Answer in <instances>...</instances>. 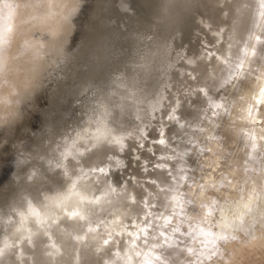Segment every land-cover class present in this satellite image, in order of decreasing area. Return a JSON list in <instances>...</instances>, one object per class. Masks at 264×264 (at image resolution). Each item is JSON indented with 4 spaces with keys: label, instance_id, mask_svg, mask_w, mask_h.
Segmentation results:
<instances>
[{
    "label": "bare ground",
    "instance_id": "1",
    "mask_svg": "<svg viewBox=\"0 0 264 264\" xmlns=\"http://www.w3.org/2000/svg\"><path fill=\"white\" fill-rule=\"evenodd\" d=\"M255 1L201 0V17L194 19L193 24V20L188 23L182 37L183 45L180 50L186 54L185 60L180 61L178 67L171 69L167 75L158 76L149 82L148 99L154 101L163 88L167 98L163 106L150 113L146 100L139 105V111L134 106L125 107L123 112L117 111L109 120L108 127L99 129L100 147L81 157L79 163L72 159L67 161L68 176L56 167L62 161L59 155L61 149L56 145L64 137L69 140L73 138L77 129L83 126L86 112L75 105L62 84L58 90L53 88L56 83L53 77L57 76V72L52 67L45 71L42 62L46 56L49 61L55 58L53 45L59 35L60 23L77 14L80 0H13L10 12L0 9V125L7 126L5 131L31 105L38 90L32 87L36 78L40 76L44 81L51 79L47 91V108L42 111V122L33 131L24 153L15 158L14 169L19 167L15 171V188L0 203V248H3L5 237L13 244L19 239L20 234L13 235L18 225L32 229V242L30 245L26 239L19 247H13L0 256V264H149L145 260L153 247L162 251L163 245L159 243L158 246L151 240V234L155 233L154 230L160 224L161 210H156L158 204L170 201L168 193L170 191L173 194V188L177 187L173 184L170 186L172 190L163 189L170 173H174L171 171L176 158L180 159L182 156L183 146L178 151L176 139L186 122L192 121L190 118L198 108L212 103L213 97L217 99V86L238 71L234 70V59L240 62L245 58L249 40L243 45L240 40L252 28L251 7L255 5ZM87 4L79 12L86 13V16L80 24L81 30L73 46L81 38L95 9V0H89ZM112 16L118 23L124 21V17L115 10ZM76 19L74 23L77 25ZM251 33L249 39L253 42L254 34ZM187 60L195 61V68L185 63ZM258 63L259 60L255 59L253 68L250 64L247 70L250 75L243 78L241 89L236 92L239 97L231 107L232 117L229 116L225 123L219 121V138L214 135L211 138L213 141H204L210 146L209 152L207 150L202 153L204 155L207 152L209 155L206 163H218L214 166L213 173L205 176L208 185L206 188L212 187L213 181L220 179L222 182L226 181L225 184L232 185L235 174L244 173L241 165L249 145L244 143L247 139L243 130L249 129V122L237 117L241 114L239 109H255L259 102L264 101V86L257 80L261 72L257 69ZM246 64L243 61L240 66L246 67ZM189 72L195 79L189 76ZM165 84L168 86L165 87ZM211 107L209 108L212 109ZM253 115L257 119L260 117L256 113H250V119ZM234 122L236 130L232 129ZM224 124L230 127L224 130ZM259 127L254 126L257 130L252 138L254 145L256 138L260 141L259 137L263 136ZM208 134L206 130L200 133L202 138L208 137ZM121 137L125 138L127 149L119 153V145H109L105 138L119 141ZM240 138L243 139L240 143L244 146L239 147L241 151L236 149L239 151L237 153L233 150V142ZM46 140L49 141L47 146L44 143ZM151 153L154 158L152 163L148 162ZM168 154L172 157L166 158ZM204 156L202 158L205 159ZM101 167L105 168L107 175L97 171L84 175L77 184L72 183V177L81 176L79 169ZM110 167L118 169L110 170ZM202 168V165L199 166V169ZM30 172H34L35 176L28 182ZM204 189L201 194H206ZM258 194L252 196L243 192L230 205L220 206L218 232L221 236H227L237 229L252 233L255 222L262 219L264 212V194L261 195L260 191ZM18 212H26L24 224H21ZM204 212L206 211L202 209L201 213ZM50 213H55L58 223L47 229L49 235H45L43 231L37 233L35 224L30 221L33 218L44 219ZM86 213H90L86 220L68 219V216L79 217ZM213 215L209 214V217L215 219ZM85 233L87 235L81 243L72 239V235L84 236ZM139 237L143 238V243L138 241ZM160 239L158 238L161 242ZM200 239L199 237L194 242L203 246V238ZM20 252L24 256L18 259ZM45 253L51 255L46 256ZM154 254L157 262L160 253L157 251ZM28 256L32 259H27Z\"/></svg>",
    "mask_w": 264,
    "mask_h": 264
},
{
    "label": "clouds",
    "instance_id": "2",
    "mask_svg": "<svg viewBox=\"0 0 264 264\" xmlns=\"http://www.w3.org/2000/svg\"><path fill=\"white\" fill-rule=\"evenodd\" d=\"M85 3L86 0H80L77 14L61 21L59 35L53 45L55 58L49 61L46 56L42 62L45 71L48 67H52L53 71L57 72V76L53 77L56 80L53 88L58 90L62 84L75 105H79L86 112L83 126L77 129L73 138L69 140L64 137L56 145L61 149L59 155L62 158L61 163L56 167L63 170L66 176L69 175L67 161L72 159L79 163L81 157L87 156L98 147L99 129L108 127L109 120L117 111L123 112L127 106H134L139 111V105L144 104L146 100L150 113L158 111L163 106V102L167 99L163 88L159 90L154 101L148 99L149 82L158 76L167 75L171 69L178 67L180 61L185 60L186 54L180 50L183 45L182 37L185 35L188 23L201 17V0H95V9L89 23L79 41L73 46L72 38L77 30L74 21ZM260 3L261 7H264V0H260ZM12 6L13 0H0V9L4 12H10ZM113 10L123 16L124 21L118 23L112 16ZM256 28L258 32L264 31V13L259 14ZM255 39L259 41L262 38L257 35ZM185 63L193 68L196 66V62L192 60H187ZM189 76L195 79L191 72ZM257 80L264 86V71L260 72ZM42 86L44 80L38 76L32 87L35 90ZM167 86L165 84V87ZM218 87L223 88L224 84L221 83ZM212 107L221 109L223 113L229 112L233 105L228 104L221 97V101L216 102ZM239 112L241 113L237 117L239 120L255 124L261 122L255 115L250 119V113L258 114V107L241 108ZM222 113L214 111L213 115ZM243 131L246 139L249 140L257 132L254 128ZM259 132L264 133V128H260ZM105 139L109 145L118 144L121 152L127 148L124 137L119 141ZM259 139L264 140V136H260ZM44 143L47 146L49 141L46 140ZM78 171L81 172V176L72 177L73 184L79 183V180L89 173L99 171L108 174L103 167L90 170L81 168ZM34 176L35 173L30 172L27 176L28 182H31ZM202 207L206 211L209 208L215 209V201ZM17 214L21 217V224H24L27 219L26 212ZM88 215L90 213L79 217L68 216V219L69 221L86 220ZM30 222L35 224L37 233L43 231L45 235H49L47 229L56 225L58 218L55 213H50L44 219L33 218ZM60 231L64 230L60 229ZM17 234L20 236L15 244L8 237L4 238L0 256L13 247H19L26 239L31 245V235L34 234L32 229L18 225L13 231L14 236ZM86 235L87 233L84 236L72 235V239L81 243ZM249 239L251 241L252 238ZM225 243H228V239ZM261 246L264 244H261L257 237L256 247ZM212 255L216 253L213 252ZM23 256L24 253L20 252L17 258ZM27 259L31 260L32 257L28 256Z\"/></svg>",
    "mask_w": 264,
    "mask_h": 264
},
{
    "label": "rangeland",
    "instance_id": "3",
    "mask_svg": "<svg viewBox=\"0 0 264 264\" xmlns=\"http://www.w3.org/2000/svg\"><path fill=\"white\" fill-rule=\"evenodd\" d=\"M88 1L89 0H86L85 3V5L87 6ZM254 4L255 5H252L251 7L253 14V16L251 17L252 28L249 30L248 34H243L240 40L241 45L245 44L249 40L247 44L250 46V48L249 46L246 48L247 53L245 52V58H243V60H240V62L242 61L241 63L239 62V60H236V58L234 59V62L236 63V68L234 67V70L236 69L238 71H236V73L232 75H229L225 81L221 82L224 84L223 88H219L217 86L218 89H216L217 92H215L217 94V99L213 97L214 99L212 98V103H207L206 105H204V108H198L196 110V113H194L190 118L192 121L188 120L183 126V129L179 131V136L176 139V148L179 151L183 146L182 156L180 159L176 158L175 163L172 165L171 171H174V173H170L169 176V178L173 177L174 179L175 176L177 178H175V180L168 178L167 183L163 189L166 190L167 188L168 190H172L170 186L173 184L174 186L177 185V187L173 188V194L170 191L168 193V195L172 197H169V204L167 200H165L160 203L161 205L158 204V208H156L158 212L161 210L159 212V214H161V216L159 217L161 218L159 220V228H156L154 230L156 235L153 232V235L151 234V240L153 239L158 246L160 243L161 245H163V248L162 251H159V248L153 247V249L151 250L152 252H149V257L145 260L147 262H150L149 264H152L153 261V264H181V262L182 264H264V246L256 247L257 237L259 238V242L261 244H264V212L262 219L255 222L254 229L252 233L250 232V234L243 229H237L227 236H221V234L218 232L220 228H218V219L220 218L221 205H230L231 201L237 200L235 198L241 197V194L243 192H248L252 196L259 195V191L261 195L264 194V140L259 141L258 138H256L257 142H255L256 144L254 145V139H244V143L246 144V146L249 145V147L252 148H247L248 152L246 153V157L241 165V168L243 167L244 169V173L242 175L240 173L235 174V177L237 179L235 178L234 182H232V185L231 183H227V185L224 183L226 181L222 182V179H220L214 180L212 187L206 188L208 185L206 183L205 176L207 174L211 175L218 163L213 162L207 164L205 161L209 158L207 152L204 153L206 158H202L204 156L202 155L203 151L208 150L209 152L210 150V146H208L209 144L205 142L213 141V139L211 138L214 137V135H218L216 138H219L220 136L221 128L218 125L219 121L222 120V123H225V120L227 121V119H229V116L232 117L230 115V111L222 113L221 109H214L211 106L216 102L221 101V97H223V100H226L228 104H234L235 100L239 97L236 92L237 90L241 89L242 80L246 75L249 74H247V70H249L250 64L251 66L254 65L255 59L259 60L257 69L261 70V72L264 71V31L258 32L256 28L259 14L264 13V7H261L260 0H256ZM85 16L86 13L82 12L76 19L77 30L72 38V43H74L78 38L79 26H81L80 24L84 20ZM251 32L254 34L253 42L252 39H249V33ZM257 35H259L262 39L259 41L256 40L255 37ZM243 61L244 65L245 63H247L246 67L240 66V64H243ZM50 81L51 79L45 80L44 86H42L38 90L41 97H39V100H37V102L35 103V107L37 110H35L33 114L26 110V114L23 113L20 120L15 125H13L12 131L14 133V142H9L7 139L1 136L2 128L4 127V125H0V168H4V165L9 161L12 154H15L12 148L15 149V147L21 148L22 146H24V142L26 141V139L31 136V134H33V131L36 129V115H38V112L45 105L43 102V94L44 91L48 89ZM212 100L210 98V101ZM209 107H211L212 109H210ZM257 107L259 111L256 115L260 116L258 118L260 119L261 123H249V129H253L255 125H257L258 127L262 125L259 128H264V103L259 102ZM210 110H212V112ZM202 111L204 113H202ZM214 111L216 113L222 114L213 115ZM200 115L201 118L199 117ZM229 127L230 126H226L224 124V130H227ZM232 129H237V127H235V122ZM203 130L208 131V137H201L200 133ZM234 137L236 138V136ZM240 139V141L238 140L233 142V144L235 143L233 149L234 152L239 153L238 150L242 148L241 146H244L243 143L242 145L240 143L241 141H243V139ZM14 144L15 147L13 146ZM256 145L259 146L255 147ZM17 151L21 153L22 149H19ZM168 155H166V158L172 157L171 154L169 156ZM153 160L154 158L151 153L148 162L152 163ZM200 163L203 167L202 169H199V166H201ZM195 165H197V167H195ZM3 168L0 169V191L7 190L6 186L9 183L6 176H4L3 174ZM211 168H213V170H211ZM246 175L248 177H245ZM235 181H237L238 183ZM168 184L170 185L168 186ZM235 187L236 189H234ZM202 189H204V193L206 194H201ZM175 190L177 191V193ZM253 190L255 191L253 192L255 194L252 193ZM239 191L241 192V194ZM2 195L3 193L0 196ZM213 201H215V209L210 210L209 208L206 211L205 208L202 207V205L210 204ZM163 209L165 212L163 211ZM202 209L206 211L204 212V214L201 213ZM209 214H214L213 216L215 217V219L213 217H209ZM199 237L201 239L203 238V246L196 245L194 242ZM250 237L252 238L251 241L249 239ZM158 238H161V242L158 240ZM142 239L143 238L140 239L139 237L138 241L140 243H143L144 240ZM226 239H228V243H225ZM205 242L209 243L210 245H207ZM123 248H125V246ZM157 251L160 253V258L156 262L157 256L156 254H154V252ZM213 252H215L216 255H212ZM150 259L152 262L149 261Z\"/></svg>",
    "mask_w": 264,
    "mask_h": 264
},
{
    "label": "water",
    "instance_id": "4",
    "mask_svg": "<svg viewBox=\"0 0 264 264\" xmlns=\"http://www.w3.org/2000/svg\"><path fill=\"white\" fill-rule=\"evenodd\" d=\"M195 21H194V19H193V22H192V24L194 23ZM80 30H81V26H79V30H78V32H80ZM79 35V34H78ZM178 38V37H177ZM73 44V43H72ZM51 82V81H50ZM39 90V89H38ZM38 90L35 92V94H34V96H33V100H32V102H31V105H29V106H27L26 108H25V110L23 111V113L24 114H26L25 112H26V110L27 111H29L31 114H33L34 113V111L35 110H37L36 109V107H35V103L37 102V100H39V97H41V95H40V93L38 92ZM47 91H48V89L46 90V91H44V98H43V102H44V107H42V109L38 112V115H36V123H35V125H36V129L38 128V126L41 124V122H42V116H43V113H42V111H43V109H45V108H47V101H48V96H47ZM22 113V114H23ZM20 118H21V116H20ZM20 118L19 119H17V120H15V122H13L12 124H10V125H8V126H10L11 128H9L7 131H5V129H6V125H4V127L2 128V133H1V136L2 137H4L5 139H7L9 142H14V138H13V136H14V133H13V131H12V128H13V125H15L19 120H20ZM6 126V127H5ZM5 131V132H4ZM31 137H32V134H31V136H29L27 139H26V141L24 142V146H22L21 148H16L15 147V144L13 145L14 147H15V149L14 148H12L13 150H14V152H15V154H12V156L10 157V159H9V161L4 165V168H3V174H4V176H6V178H7V181L9 182L8 183V185L6 186V188H7V190H3V191H0V195L3 193V195L2 196H0V203L1 202H3L4 200H6L7 198H8V196L10 195V193L13 191V189L15 188V171L19 168H17V169H14V165H15V158L17 157V156H19L20 154H23L24 153V149L27 147V145H28V142L30 141V139H31ZM98 147H100V145H98ZM97 148V147H96ZM19 149H22V152L20 153V152H18L17 150H19ZM98 149V148H97ZM127 149V148H126ZM125 149V150H126ZM119 153H122L120 150H119ZM83 158V157H82ZM121 166H123V164L121 165ZM2 168H0V169H2ZM116 169H118V167H110V170H116ZM34 200H36V199H34ZM8 225H10V224H8Z\"/></svg>",
    "mask_w": 264,
    "mask_h": 264
}]
</instances>
